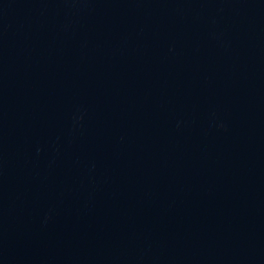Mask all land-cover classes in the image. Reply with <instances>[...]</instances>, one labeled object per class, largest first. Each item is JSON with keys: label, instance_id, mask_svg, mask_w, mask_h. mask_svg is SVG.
<instances>
[{"label": "water", "instance_id": "water-1", "mask_svg": "<svg viewBox=\"0 0 264 264\" xmlns=\"http://www.w3.org/2000/svg\"><path fill=\"white\" fill-rule=\"evenodd\" d=\"M0 264H264V0H0Z\"/></svg>", "mask_w": 264, "mask_h": 264}]
</instances>
